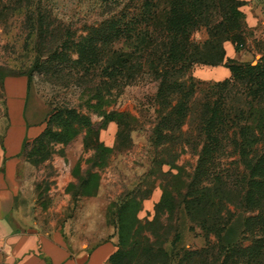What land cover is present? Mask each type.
<instances>
[{
	"label": "rangeland",
	"instance_id": "374dc122",
	"mask_svg": "<svg viewBox=\"0 0 264 264\" xmlns=\"http://www.w3.org/2000/svg\"><path fill=\"white\" fill-rule=\"evenodd\" d=\"M244 1L240 7L243 15H237V24L233 26L231 37L222 43V48L225 56L226 51L233 48L234 56L229 59L235 64L255 66L264 55V0ZM137 2L0 0V83L5 75L27 74L30 79L29 117L33 121L49 120L48 136L29 143L23 153L26 164L19 172V196L44 232L49 231L51 237L62 227L67 239L74 240L76 246L87 239L90 245L108 239H115L117 243L118 214L125 201L134 195L141 198L142 194L151 191L137 213L144 223L153 218L154 204L161 196L162 186L166 185L173 196L180 199L179 194L184 192L186 182L194 174L199 150L194 110L181 131L174 134L172 142L156 146L152 142L157 122L152 101L155 92L152 76L146 71L139 74L131 71L129 75L122 71L126 74L123 77L118 74L113 81L101 69L95 68L91 72V78L95 80L92 82L83 70L75 67L78 46L74 42L82 40L87 33L91 34L88 43L90 39L101 48L104 63L108 62V56L117 61L131 51L133 47L124 35L103 47V39L108 36L104 21L109 16H116L114 18L121 21ZM100 24V28L94 30L93 27ZM192 37L202 42L207 35L200 27ZM239 43L243 45L240 47ZM213 66L197 64L192 74L197 69L201 71ZM239 92L237 86L229 90L228 101L233 108L238 103ZM196 99L199 95L194 103ZM69 110L88 116L94 127H102L99 140L111 151L102 150L97 157L92 149L85 150L84 132L64 144L60 120ZM226 152L224 167L234 169L232 148ZM75 164L79 167L76 171L72 170ZM89 172H98L100 176V189L94 197L82 194L80 180L86 179ZM230 209L234 210L233 206ZM235 213L236 217L240 215V212ZM178 215L181 238L177 246L198 248L208 243V239L214 240L213 235L205 234L200 227L201 216L195 217L194 221L182 209ZM167 216V213L163 214V224H167ZM81 229L89 230L88 236ZM208 234L210 237H206ZM146 236L151 243L160 241L151 232L147 231ZM246 244L248 241H244ZM164 246L169 250L171 241L165 242ZM160 259L158 256L140 258L139 264H159ZM133 260L129 256L119 257L113 264H130ZM261 262L264 264V256Z\"/></svg>",
	"mask_w": 264,
	"mask_h": 264
},
{
	"label": "trees",
	"instance_id": "16d2710c",
	"mask_svg": "<svg viewBox=\"0 0 264 264\" xmlns=\"http://www.w3.org/2000/svg\"><path fill=\"white\" fill-rule=\"evenodd\" d=\"M137 1L121 21L114 18L116 16H109L104 21L108 36L103 39V47L124 35L133 47L131 51L117 61L108 56V62L104 63L101 48L90 39L88 43L91 34L87 33L82 40L74 42L78 46L75 67L83 70L85 77H90L92 82L95 80L91 78V72L95 68L101 69L113 81L118 74L121 77L126 74L122 71L127 75L131 71L132 74L146 71L155 83L152 101L157 111V122L153 129V144L172 142L174 134L181 131L194 110L199 150L194 174L186 182L184 192L179 194L180 199H176L166 185L162 186L151 220L146 219L143 223L137 217L142 201L150 197L151 191L142 194L141 198L134 195L125 201L118 214L116 248L107 263L113 264L117 258L129 256L134 259L130 264H139L140 258L158 256L161 258L159 264H262L264 55L255 66L238 65L225 56L222 48V43L232 35L237 15H243L240 7L245 1ZM101 25L93 27L94 30ZM200 27L207 35L202 42L192 37ZM242 45L239 43L240 47ZM207 63L228 67L230 76L222 81H204L193 76L195 65ZM238 69L241 71L237 72ZM19 75L27 76L29 85V76ZM233 86L240 91L234 108L228 101V93ZM196 95L199 99L194 103ZM192 104L195 105L192 107ZM60 121L64 144L84 132L82 142L85 150L92 149L97 157L102 150L111 151L99 140L102 127H94L88 116L69 110ZM45 123L43 132L30 143L48 136L49 120ZM28 144H25L24 151ZM229 147L235 155L234 169L224 167L223 159L227 157ZM78 168L75 164L72 170ZM80 181L82 194L93 196L97 193L100 185L98 172H89L86 179ZM181 209L194 221L195 217L201 216L200 227L206 231L205 234L213 235L214 240L208 239V243L198 248L177 246L181 238L178 229V212ZM235 212H240V215L236 217ZM165 213L168 214L165 218L167 224L162 223ZM173 217L175 222L172 223ZM147 231L160 239L158 244L149 242ZM168 240L171 241L169 250L164 246ZM244 241L248 244L244 245Z\"/></svg>",
	"mask_w": 264,
	"mask_h": 264
},
{
	"label": "crops",
	"instance_id": "0c3cea01",
	"mask_svg": "<svg viewBox=\"0 0 264 264\" xmlns=\"http://www.w3.org/2000/svg\"><path fill=\"white\" fill-rule=\"evenodd\" d=\"M233 48L226 51L233 58ZM198 78L220 81L230 76L224 65L193 73ZM28 78L6 75L0 87V263L1 264H106L116 248L115 239L76 246L62 227L50 237L21 201L20 169L26 164L24 146L45 129L43 120L33 121L27 111ZM100 189L97 190V193ZM97 193L91 197L97 195ZM68 223L66 224L68 228ZM88 236L89 230L81 229Z\"/></svg>",
	"mask_w": 264,
	"mask_h": 264
},
{
	"label": "built area",
	"instance_id": "2783aa9c",
	"mask_svg": "<svg viewBox=\"0 0 264 264\" xmlns=\"http://www.w3.org/2000/svg\"><path fill=\"white\" fill-rule=\"evenodd\" d=\"M0 253H1V247H0ZM1 264V263H0Z\"/></svg>",
	"mask_w": 264,
	"mask_h": 264
}]
</instances>
